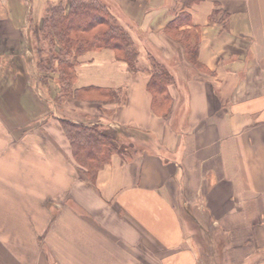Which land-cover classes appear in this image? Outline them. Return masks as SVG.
<instances>
[{
    "label": "crops",
    "instance_id": "1",
    "mask_svg": "<svg viewBox=\"0 0 264 264\" xmlns=\"http://www.w3.org/2000/svg\"><path fill=\"white\" fill-rule=\"evenodd\" d=\"M37 1L0 0V264H264V0H102L139 67L88 50L73 87L119 99L61 103L42 77L34 91L25 52L69 0ZM150 59L171 78L161 109ZM63 117L120 143L93 179Z\"/></svg>",
    "mask_w": 264,
    "mask_h": 264
},
{
    "label": "trees",
    "instance_id": "2",
    "mask_svg": "<svg viewBox=\"0 0 264 264\" xmlns=\"http://www.w3.org/2000/svg\"><path fill=\"white\" fill-rule=\"evenodd\" d=\"M37 31L44 38L51 36L45 52L44 46L39 45L40 55L46 56L45 59L40 58L44 64H40L39 69L57 72L59 90L53 99L59 103L71 96L97 102L119 99L120 92L115 89L73 87L77 58L88 50L110 48L131 70L139 67V50L131 33L101 0H69L67 8L62 1L48 2L42 26ZM50 31L54 34L51 35ZM170 81L165 67L150 59L148 86L154 108L161 109L168 101L166 87ZM58 123L68 140L72 159L88 178L93 179L98 169L108 161L110 154L118 150L120 143L116 136L96 124L77 123L65 117L59 118Z\"/></svg>",
    "mask_w": 264,
    "mask_h": 264
},
{
    "label": "rangeland",
    "instance_id": "3",
    "mask_svg": "<svg viewBox=\"0 0 264 264\" xmlns=\"http://www.w3.org/2000/svg\"><path fill=\"white\" fill-rule=\"evenodd\" d=\"M102 1V0H101ZM37 0H31V2H30V4L31 5H36L37 4ZM50 34L52 35V34H54L52 31H50ZM30 35H31V37H32V39L30 40H27V43H26V52H25V57H26V59H25V61H26V65H27V69H28V74H29V77H31L32 78V85H34V91L36 92V93H38V86L40 87V90L42 91V92H44V90H45V87H41L42 85H41V83H39L38 81H40V77H42L41 79H43V82L45 81V83L46 82H49L48 83V85H49V87H50V85H52L53 86V84L56 86V85H58V87H59V81H58V78H56V76H55V74L54 73H56L57 74V72H55V71H43V70H41V69H39V68H41L39 65L40 64H44V63H42V61H41V59H45V55H43V56H41L40 55V50L38 49L39 48V45L41 46H44V48H43V50H44V52L47 50L46 48L48 47V41H49V39H51V38H49V37H51L50 35H48L46 38H44L43 37V35H38V31L36 30V31H34L33 29L32 30H30ZM41 42H43V44H40ZM58 47V46H57ZM45 54V53H44ZM41 58V59H40ZM51 72H54V73H51ZM42 73H46V74H42ZM58 75V74H57ZM45 94V93H44ZM7 96L8 97H12L13 98V96H11V95H6V94H1L0 93V100H2V98L4 99V97H6L7 98ZM37 97V96H36ZM56 100V99H55ZM57 100H59L58 98H57ZM33 102H34V104L36 103L34 100H32ZM37 101V100H36ZM59 101H61V100H59ZM33 102H31V104L33 103ZM36 107V106H35ZM59 105L58 104H54L53 106H52V109L54 110V111H58L59 109ZM35 111V110H34ZM78 114H79V112H78ZM38 119V118H37ZM37 123V122H36ZM32 125H35V123H32ZM117 142H118V140H117ZM119 144V143H118ZM120 145V144H119ZM122 146V145H121Z\"/></svg>",
    "mask_w": 264,
    "mask_h": 264
}]
</instances>
